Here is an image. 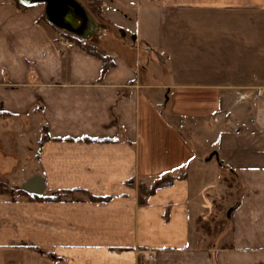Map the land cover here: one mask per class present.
Masks as SVG:
<instances>
[{
    "label": "crops",
    "instance_id": "0c3cea01",
    "mask_svg": "<svg viewBox=\"0 0 264 264\" xmlns=\"http://www.w3.org/2000/svg\"><path fill=\"white\" fill-rule=\"evenodd\" d=\"M100 1L107 28L80 5L77 35L0 0V183L80 191L0 194V264H264V0ZM225 169L230 244L198 249ZM181 174L138 204V180Z\"/></svg>",
    "mask_w": 264,
    "mask_h": 264
},
{
    "label": "rangeland",
    "instance_id": "374dc122",
    "mask_svg": "<svg viewBox=\"0 0 264 264\" xmlns=\"http://www.w3.org/2000/svg\"><path fill=\"white\" fill-rule=\"evenodd\" d=\"M74 1L77 2L79 5H81L88 15L90 13V17L97 20V22L99 23L100 26H99V29H97L96 33H98V31H101V30H104L107 28L108 25L105 22H103V21L100 22V20L98 21V18L95 15L91 14V12H90L91 11V8H90V2L91 1H89V0H74ZM20 2L24 5H34V4L36 5L37 4L39 9H42L43 12L47 11L46 3L43 1L28 0L27 2H24V1L20 0ZM70 37L76 38V40H78L82 44L89 46L88 44L85 43L84 40L79 39L76 35L70 34ZM147 57L154 59V56L152 54L149 56L147 55ZM240 96H239V100L243 101V99H241L242 97H240ZM253 96H254V94H253ZM261 102H263V101H261ZM162 103L165 107L166 106V100H162ZM227 173H228L227 169H225V172L223 173L224 179H220V183L217 186V188L214 189V191L208 195V197H209L208 209L203 213L200 220H197L196 224L194 225V229H196L195 230L196 232L194 231V235L196 236L197 241L196 240L195 241H196V247L198 249L206 248V247H209L210 249L212 247H215L216 249H218V248H221L223 246H228L230 244V240H231V218H230L229 211H230L231 207H233L235 205V202L237 201L238 194H239L238 192L240 190L230 189V186L227 187L229 184H232V179L229 177V174H227ZM157 180L158 179H155V180L154 179L153 180L152 179H150V180H138L137 181V188L139 190L142 187V188H145L146 190H148L154 186V184ZM4 186L7 187L6 185H4ZM76 193L79 194L80 192H75L72 195H65V196H63V199L65 201L71 200L70 198L79 196ZM82 196L84 198L88 199V196H86V194H83ZM7 197L10 201H12V199L9 196H7ZM17 198L18 197H16V199ZM63 199H61V200H63ZM203 224L206 226L205 231L201 229ZM213 233H215V234H213ZM147 253H149V252L145 253V258L147 256ZM144 261L145 262L142 261L140 264H153L154 263V261H148L147 259H145Z\"/></svg>",
    "mask_w": 264,
    "mask_h": 264
},
{
    "label": "trees",
    "instance_id": "16d2710c",
    "mask_svg": "<svg viewBox=\"0 0 264 264\" xmlns=\"http://www.w3.org/2000/svg\"><path fill=\"white\" fill-rule=\"evenodd\" d=\"M89 1H91L90 2L91 14L95 15L98 19H101V1L100 0H89ZM13 2L18 7V9H26V8L30 7V5L22 4L20 2V0H13ZM69 40L71 42H73L81 50H83L84 52H86V53L98 58L99 60H101L103 62V71L107 70V68L110 67L109 59L106 57H102L92 47L87 46L85 44H82L81 42L76 40V38L69 37ZM183 177H185L184 174H181L177 177L165 175V176L159 178L155 182V184L152 188L146 190L145 188L141 187L138 190V198H137L138 204L144 205L147 198L149 196H151L154 193V191H156L159 188L168 187V186L172 185L176 180L181 179ZM75 192H77V191L66 190V191H61L57 195L50 197V198H35V197H29L21 191L10 190L7 187H5L3 184H0V194L1 195H8L12 199V201H14L16 199V197H24L29 202H57V201H61V199H63V196L72 195ZM81 193L86 194L88 196V200L90 202H106V201H109V198H96V197L88 195L86 192H83V191H81ZM200 218L201 217H199L198 220H200ZM201 229L205 231L206 226L203 224ZM215 233H213V234H215Z\"/></svg>",
    "mask_w": 264,
    "mask_h": 264
},
{
    "label": "water",
    "instance_id": "95a60500",
    "mask_svg": "<svg viewBox=\"0 0 264 264\" xmlns=\"http://www.w3.org/2000/svg\"><path fill=\"white\" fill-rule=\"evenodd\" d=\"M27 2L28 0H21ZM46 3L47 14L52 24L69 30L73 34H82L87 24V15L74 0H39ZM64 7V12L61 9ZM230 213V212H229Z\"/></svg>",
    "mask_w": 264,
    "mask_h": 264
},
{
    "label": "built area",
    "instance_id": "2783aa9c",
    "mask_svg": "<svg viewBox=\"0 0 264 264\" xmlns=\"http://www.w3.org/2000/svg\"><path fill=\"white\" fill-rule=\"evenodd\" d=\"M130 5H134V3L131 2ZM61 44L65 47H69V48L73 47V45H74V43L71 41L62 42ZM253 93H254L255 99L264 102V90L263 89H256ZM240 97H242L241 99H243V100L245 99V97L243 95H241ZM146 259L148 261H154V254L151 252L147 253Z\"/></svg>",
    "mask_w": 264,
    "mask_h": 264
},
{
    "label": "flooded vegetation",
    "instance_id": "af4514ba",
    "mask_svg": "<svg viewBox=\"0 0 264 264\" xmlns=\"http://www.w3.org/2000/svg\"><path fill=\"white\" fill-rule=\"evenodd\" d=\"M61 11H62V13L65 11V10H64V7L61 9Z\"/></svg>",
    "mask_w": 264,
    "mask_h": 264
}]
</instances>
